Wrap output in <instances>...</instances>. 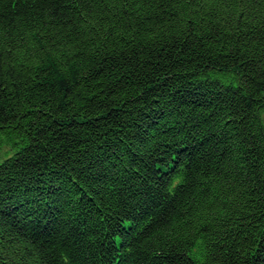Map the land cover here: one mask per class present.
Masks as SVG:
<instances>
[{
    "label": "trees",
    "instance_id": "obj_1",
    "mask_svg": "<svg viewBox=\"0 0 264 264\" xmlns=\"http://www.w3.org/2000/svg\"><path fill=\"white\" fill-rule=\"evenodd\" d=\"M0 264H264V0H0Z\"/></svg>",
    "mask_w": 264,
    "mask_h": 264
}]
</instances>
